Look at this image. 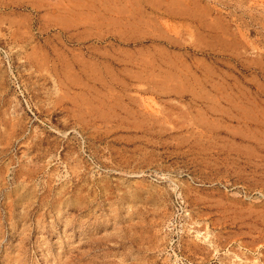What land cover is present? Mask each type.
Segmentation results:
<instances>
[{"label":"rangeland","instance_id":"obj_1","mask_svg":"<svg viewBox=\"0 0 264 264\" xmlns=\"http://www.w3.org/2000/svg\"><path fill=\"white\" fill-rule=\"evenodd\" d=\"M0 264H264V0H0Z\"/></svg>","mask_w":264,"mask_h":264}]
</instances>
